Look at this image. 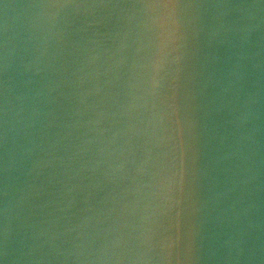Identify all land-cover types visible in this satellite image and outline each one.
Returning <instances> with one entry per match:
<instances>
[{
  "label": "water",
  "instance_id": "95a60500",
  "mask_svg": "<svg viewBox=\"0 0 264 264\" xmlns=\"http://www.w3.org/2000/svg\"><path fill=\"white\" fill-rule=\"evenodd\" d=\"M0 264H264V0H0Z\"/></svg>",
  "mask_w": 264,
  "mask_h": 264
}]
</instances>
